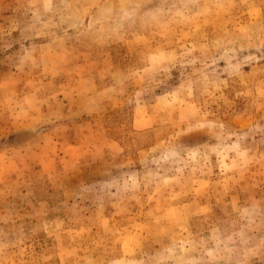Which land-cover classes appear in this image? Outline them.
<instances>
[{"label":"rangeland","instance_id":"obj_1","mask_svg":"<svg viewBox=\"0 0 264 264\" xmlns=\"http://www.w3.org/2000/svg\"><path fill=\"white\" fill-rule=\"evenodd\" d=\"M0 264H264V0H0Z\"/></svg>","mask_w":264,"mask_h":264}]
</instances>
